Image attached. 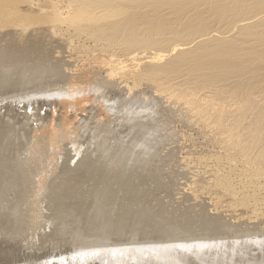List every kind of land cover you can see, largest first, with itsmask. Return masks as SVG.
<instances>
[{
	"label": "bare ground",
	"instance_id": "1",
	"mask_svg": "<svg viewBox=\"0 0 264 264\" xmlns=\"http://www.w3.org/2000/svg\"><path fill=\"white\" fill-rule=\"evenodd\" d=\"M29 1L34 5L40 4L39 0ZM41 1L42 9H39L45 13L41 18L47 24L44 25L45 34L61 44L69 64L63 69L58 57L59 62L47 64V68L44 67L46 71L35 78L20 72L14 84H23L20 77H26V83L50 86L33 92L28 98L47 96L43 104L53 105L61 100L59 104H64V109L79 105V109L75 110L81 111L85 102L90 101L100 105L106 114L118 110L120 117H125L124 112L119 110L120 99L135 100L140 94L151 91L158 100L188 114L189 124L195 123L206 132L221 153H215L213 159L218 167L209 172L228 197L234 202L239 200V204L228 202L224 206L217 204L218 200L209 201L207 206L212 208L206 206L208 212L205 205L201 208L199 205V211H196L197 207L193 209L198 205L193 201L186 210L204 211L212 220L219 221L208 232H216L220 228L238 231L239 220L264 217V196L257 197L254 193L264 191V0ZM31 57L26 55L25 58ZM46 60L31 58L28 61L44 63L41 64L43 67ZM82 69L90 72L88 79L83 77ZM92 73L99 79H94ZM12 75L16 76L15 68L0 70V87L10 83ZM142 84H148V88L146 86V90L139 92ZM134 87L139 91L135 92ZM106 94L116 95L118 100L112 101ZM170 107L167 109L177 113ZM42 115L36 116L42 119L43 124V119L48 117ZM36 116L33 113L25 116V122L20 119L22 116L17 119L13 115L11 124H5L6 118H2L6 121L0 118L4 122L0 140L5 139L4 142L10 145L8 149H13L12 157L16 149L19 153L24 150L21 152L24 164L30 169L25 171L30 172L39 167L34 166L38 156L40 160L37 162L43 161V169L46 162L52 159L40 151L41 144L48 143V138L46 142L41 137L42 128L38 124L31 128L32 117L36 119ZM8 117L10 119L11 116ZM103 119L112 138L114 129L106 117ZM100 123L102 119L97 128ZM101 125L104 126L103 123ZM43 128L46 131L45 125ZM49 128L48 131L53 130V127ZM84 128L64 129L68 131L66 135L62 134L58 140H55V135L54 140H49L57 144L53 150L58 146L67 147V150L64 148L66 151L63 150L64 156L61 155L59 172L56 175L53 171V177L43 170L27 182L24 170L17 163L18 151L14 165L20 167L5 164L6 167L0 169V197L6 191L14 192L15 199L9 208L23 205L26 212L21 209L14 214L3 212L1 215L4 218L0 215V242L5 244L8 239L14 242L24 233L30 254L21 261L29 264H264V229L257 221L251 222L250 227H244L247 232L243 235L244 231H241L244 238H229V241L213 237L192 239L193 234L192 237L190 234L186 236L187 232L186 235L175 236V229H165L162 223L154 224V204H150L148 199H139L148 195L92 193L89 187L94 176L101 175L100 179H103L107 164L98 161L94 164L93 156V162H88L94 166L83 168L88 174L85 175V171L84 174L79 173L78 169L82 167L78 168L81 164L74 150L80 147L75 144H79L80 140L75 143L61 140L63 136L74 140L75 133ZM86 135L89 139L90 135ZM97 136L103 145L107 143L104 134ZM4 142H0L1 147ZM119 149L116 160L123 165L128 153ZM3 154L2 157L7 158L8 154ZM34 154L36 157L33 158ZM104 157L106 160L107 157ZM11 159L7 163L13 162ZM233 179L238 186L233 184ZM240 205L244 206L241 212L244 215L236 213ZM68 208L70 213L61 212ZM198 217L201 216L195 218ZM198 228L206 229V226L201 223Z\"/></svg>",
	"mask_w": 264,
	"mask_h": 264
},
{
	"label": "rangeland",
	"instance_id": "2",
	"mask_svg": "<svg viewBox=\"0 0 264 264\" xmlns=\"http://www.w3.org/2000/svg\"><path fill=\"white\" fill-rule=\"evenodd\" d=\"M39 1H40L39 2L40 4L34 5L29 0H25V1L24 0H0V70L5 69L7 67L10 69L15 68V72H16V76L12 75L13 79H11V76H10V79L13 82V85L11 84V81L9 79L10 83L6 84V86L4 85L3 87H0V118L1 119L6 118L7 121L11 120V122L10 121L7 122L6 120L2 119L3 121H6L5 124L7 123L11 124L13 123L12 119L14 120L13 115L17 119H19V117L22 116L20 117V119L22 120H25L26 119L25 116L27 115L30 116L32 113L34 114V116L36 115L40 116L43 114L42 116L45 117L46 115L48 119L46 118L43 119V122H44L43 124L45 125V128H46L45 130L48 131L47 129L49 128V125H52L50 126V128L53 127L54 131L49 130L48 132L50 134L44 131V128H43L44 125L42 124V121H41L42 119L40 118L38 119L37 116H36V119L38 120L37 121L38 123H35L36 119L32 117L31 125L32 124L33 125L31 126V128H33L34 124L35 125L38 124L40 129L42 128L43 132L42 131L41 132L43 136L41 137H43L44 141H46L48 138L47 140L48 143L43 142V144H41L42 146H41L40 151L42 152L43 155L45 154V156H48L49 158L52 157V159L50 158V160L47 161L48 163L46 162V165H48V167L45 165L44 167L46 168L43 169L42 168L43 161L41 160V163L37 162L40 160L39 156L37 157V161L35 162V164L33 163L34 162L33 158L36 157L34 154V156H32L33 158L31 159V162L34 164V166H39V167H37L36 171H33V172L25 171V170H28L29 168L28 169L26 168L27 166L26 164H24L25 160L23 159V154H21V152H23L24 150L22 149V151L19 153V149L15 148L16 149L15 155L14 157H12L14 154V152L11 153L13 149H11V151L9 150L10 145L8 143L6 144V142H4L5 140L4 139V140H0V142L1 141L4 142V145L2 147H1L2 143L0 144L1 150L4 149L8 145V147L3 150V153H5V155L8 154V156L13 159L14 163L13 162L7 163L8 161H10V158L8 156L7 158L6 156H3L5 157V160H7L5 161L2 157L3 153L2 154L0 153V156H1L0 161H2L1 159H3V163H4V165L2 162H1L2 164L0 163V169L1 168L4 169V167H6L5 164L7 166H10L9 164H11L14 167L16 165L15 163H16L17 158L15 157L18 151L19 155L17 154V157H18L17 163L22 167V170H24V173L26 174L27 182L35 178L37 172H43V170L45 171L46 174H49L50 177L55 176V174L57 175L58 174L57 172H59L60 166L62 165L61 157L64 156L65 154L64 151L67 150V147L65 148V146H58V149H60L59 151H57L58 149L53 150L52 148L54 146L56 147L57 144L50 143L49 140L51 139L54 140L53 137H55V135H56L55 140L56 139L58 140L59 136H62V134L66 135L65 132H68V131H64V129L71 130L75 128H80L82 126V127H86L84 128L85 132L83 129H80L78 133H75L74 140L69 139L66 136H63L61 140H63L64 142L70 141L73 143H75L77 140H80L81 143L80 142L79 144L75 143L77 146L80 145V147L78 148L79 150L78 149H75L76 151L74 150L76 158L78 159L79 164H81L78 166V168L82 167L80 169L81 171L78 169L79 173L84 174V171L86 169L84 170L83 168H86L88 166H94V164H97L98 162L99 163L103 162L104 165L107 164L106 165L107 172L105 175L102 176L103 179H100L101 175L94 176V181L89 187L90 190H93L92 193L107 192L109 194H115V195H126L127 193H133L136 195H148V196L141 197L139 199H148L150 201V204H154V214H153L154 218H152V221L154 222V224H157V223L164 224L165 229L173 228L175 229L174 232L180 231L178 233L172 232L171 234L173 236L174 234L175 236L176 234L184 235L187 232L186 234L188 235L186 234L185 235L188 237H189V234L191 235V237L193 234L194 238L192 239H196V238L203 239V237L204 239H206L205 237H209V238L213 237V239L219 238V240L225 239L229 241V238L230 239L231 238L236 239V237L244 238L243 235H245V232H246L244 231V229L247 228L246 225L250 227L251 222L257 221L256 223H259V225L262 226L261 228L264 229L263 228L264 227V217L256 218L257 220L252 219L251 221H245L244 219H247L245 217L244 219H241L238 221V224L240 226V229L238 231H233V230L226 231L225 228H220L216 232H208L209 230L210 231L213 230V225L219 221L212 220L211 216H208L207 213L204 211L192 212L190 210H186V207L188 205H191L193 201H195L194 202L195 204H198L193 209H197L199 205H200L199 208L203 207L204 205H205L204 207L206 208V206L211 201H214V202L219 201V203L217 204H219L220 206H224V205H228V202L233 204L235 200L228 197V195H226L225 192L219 188L218 183H216L215 181V177H213L211 173L209 172L212 169H216V167H218V165L216 164V161L213 159L216 157L215 153H219L221 155L217 146H215L212 143V141L207 137L206 132L202 130L201 127H199L195 123L189 124V121L187 120L188 114L186 115V113L181 111V109L178 110V108H173L174 107L173 105H172L173 107L171 105H167L161 99L158 100V98H155L154 93L152 94L151 91H146L145 95H143L144 93L140 94L139 97L136 98L135 100L120 99L121 104H120L119 110H121L125 114V117H120L119 115L120 112L118 110H112L111 113L106 114V111L103 110L100 107V105H98L97 103H91L90 101L85 102V104L83 105L84 107L83 111L75 110V109H79V105L75 107L71 106L68 109H64V104H59L61 103V100L58 103H52L53 105H51V103L43 104V101L46 100L47 96H34L31 98H28V97L31 96L33 92H36L40 89H46V88L48 89L50 86L45 85L46 87L45 86L40 87L36 84L26 83V81H28L26 77L24 78L20 77L21 80L24 82L23 84H17V83L14 84V81L20 72H26L28 74L33 75L35 78L39 74H42L43 72H45L47 68L46 67L47 64H51V63L53 64V61L55 63L61 60L59 62V65L63 69L69 64V62L67 61V58H65L67 56H65L64 51L61 50L62 49L61 44H59L55 39L49 36L48 33L45 34L46 32H45L44 25H47V24H45L44 20L42 19L43 18L42 15H45V13L43 12V10L41 11L42 9L41 5L43 4V2L41 0ZM5 9H7L8 11ZM46 35H48L49 37H47ZM37 47L38 49L35 50V48ZM61 52H63L65 59H63V55ZM36 53H38L39 56ZM26 55L27 56L29 55L30 57L32 56L31 57L32 60L33 59H40V60L47 59L46 61H44L46 63L45 66L42 67L41 65V64L44 65V63L37 64V63H34L33 61H28L31 58L26 59L25 58ZM52 55H53L52 57L53 60H51ZM58 57H60V60H58ZM81 71H83L82 72L83 77H85V79H88L87 77L90 76V72L88 73L86 69H82ZM77 73L78 72H76L75 74ZM92 75L93 73L91 74V76ZM93 76L92 77L94 79H99L98 75L94 74ZM95 76H97V78ZM72 77L74 78V76ZM72 77L70 76V78ZM79 80H81V78ZM140 86H141L140 87L141 89L138 88L140 91L134 87L135 92L136 90L139 92H142L148 88V84H142ZM111 87H109V89H112ZM106 95L112 101L118 100V96L116 95H113V94H106ZM19 98H22V99H19ZM28 101L30 104L28 103ZM163 102L165 105L163 104ZM34 103H39V104L36 105ZM168 106L169 107L171 106L170 108H172L173 111H175V109L177 110L175 111L177 112L175 113L176 115L174 114V112L171 111V109H167L169 108ZM10 111H12L13 113ZM49 114L51 115V117ZM9 115L12 118L11 117L10 119L9 117L7 118V116ZM178 115L180 118H178ZM23 116H24V119H23ZM52 117L55 119L51 120L53 119ZM104 117L107 118V121L110 122L112 129H114L115 133L112 138L109 137L111 135H108L109 132H107L108 130L106 127L107 123H105L104 121L105 119H103ZM30 119H28V122L30 121ZM65 119L67 121H65ZM101 119H102V123L104 124V126L101 125L102 123H100L98 125L99 128H97V124ZM183 119L186 121V123L188 122L187 123L188 125L184 123L185 121ZM2 120H0L1 122L0 126L2 127V128L0 127L1 128L0 133L4 127L2 126V123H4L2 122ZM39 120L41 123L39 122ZM45 121L47 122L48 125L45 124L46 123ZM59 121L62 123H60ZM56 122L59 123L58 124L59 126H57ZM193 124L198 127L196 126L193 127L194 126ZM189 125H192V126L190 127ZM96 128L97 130H94ZM56 129L57 131L55 132ZM50 131H52V134ZM45 133H46V136H45ZM56 133L57 134L60 133V134L57 135ZM97 133L101 136L104 134L106 137L108 135L106 144L103 145V141L98 140ZM84 134L85 135L89 134L90 135L89 139H87L88 137L86 138V136L88 135L85 136ZM49 135L51 136L53 135V136L51 137ZM49 137L51 138L49 139ZM48 144L49 146L50 145L51 146L50 147L46 146ZM26 147H27V142H26ZM46 148L51 151L47 150ZM119 148H121V150H124L125 152L128 153V157H126L125 163H123V165L120 164L119 161L116 160L117 154L120 153ZM1 150L0 152H2ZM81 153L82 155H80ZM9 154H12V155H9ZM46 154H49V155H46ZM219 154H216V155L220 156ZM88 155L90 158L88 157ZM104 155L107 157L106 160L104 159L105 158ZM93 156L95 157L94 158L95 162H93L92 160ZM98 156L99 157L101 156L100 158L102 161L100 160ZM79 158L81 159V161ZM91 160L94 164L91 163V165H89L90 164L89 162H91ZM83 161H85L84 162L85 164L88 161L89 162L86 164V166L85 164H83L84 165L83 167L82 165ZM57 162L58 164L59 163L61 164V165L59 164V168H56L58 167V164L57 166L55 165ZM148 164H149L148 167L150 168L147 167ZM20 166H15V167H20ZM51 168L54 170H52ZM46 170H49V171L52 170V171L49 172ZM53 171L55 174L53 173ZM51 173L53 175H51ZM86 174H88V172L85 173V175ZM233 182L235 186H238V184H236L237 182L234 181V179H233ZM28 184H29L28 187H30L31 186L30 183ZM9 190H11V188H9ZM5 193L6 194L0 197V215L4 214L3 212L14 214L20 211L21 209L23 213H26L25 206L23 205H18L15 207L11 206L9 208L11 202H13L12 200L15 199V194L12 191L10 192L6 191ZM254 193H257L256 194L257 197L264 196V191L262 190H259V193L258 191ZM92 198L93 196L91 197V199ZM245 199L247 200L248 198H245ZM175 201H177L178 203L177 202L175 203ZM238 202L239 200L237 199V201L234 203L239 204ZM171 204H172V207H171ZM208 206L207 208H212ZM240 206H239L240 209L237 208V212H236L237 214L238 212L241 213L244 209L243 208L244 206L243 207L242 206L240 207ZM199 208L196 211H199ZM207 208H206V211H207ZM61 212L70 213L71 209L68 208ZM244 214H245L244 212L241 213V215H244ZM198 215L201 217L195 218ZM2 218H4V216H2ZM42 222H44V220ZM247 222H249V224ZM201 223H204V225L206 226V229L198 228L199 224ZM230 224H234V223H230ZM241 231H244L243 235L241 234ZM201 232L202 233L204 232L205 235L202 234ZM168 235H165V236H168ZM25 244L27 243H26L24 233L21 234L18 240L14 242H11L10 239H8V241L5 244L0 242V264H13V263L14 264H29L28 262L21 261L24 256H27L30 254V249Z\"/></svg>",
	"mask_w": 264,
	"mask_h": 264
}]
</instances>
